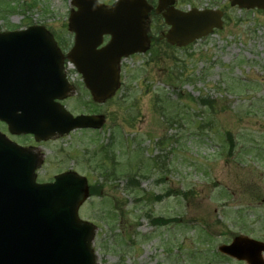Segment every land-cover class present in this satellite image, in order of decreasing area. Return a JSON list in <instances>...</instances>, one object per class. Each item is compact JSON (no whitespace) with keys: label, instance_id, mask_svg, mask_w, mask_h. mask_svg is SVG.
<instances>
[{"label":"rangeland","instance_id":"rangeland-1","mask_svg":"<svg viewBox=\"0 0 264 264\" xmlns=\"http://www.w3.org/2000/svg\"><path fill=\"white\" fill-rule=\"evenodd\" d=\"M181 4L218 7L224 28L185 49L159 46L156 63L154 54L125 60L121 91L102 107L78 82L65 105L103 113L106 126L34 145L39 182L75 171L92 186L80 212L96 227L98 264H246L219 248L237 236L264 240V12ZM72 9L71 0H1L0 31L43 25L69 49ZM152 24L165 28L155 16Z\"/></svg>","mask_w":264,"mask_h":264},{"label":"water","instance_id":"water-1","mask_svg":"<svg viewBox=\"0 0 264 264\" xmlns=\"http://www.w3.org/2000/svg\"><path fill=\"white\" fill-rule=\"evenodd\" d=\"M159 1L158 12L174 3ZM231 2L241 9H264V0ZM72 3L78 11H72L69 28L76 39L68 57L94 99L106 101L118 89L121 59L148 50L145 25L152 8L145 0H120L111 9L97 0ZM164 17L172 26L165 37L179 47L222 27V13L216 11L182 13L171 8ZM105 35L112 40L99 49ZM41 49L50 50V56ZM62 68L53 37L43 28L0 36V119L12 132L33 133L40 140L102 126V117L74 118L54 103L70 91ZM37 164L35 155L0 135V264H95L93 228L77 216L88 196L87 180L69 173L54 184L38 185ZM222 251L249 264H264L263 247L244 238Z\"/></svg>","mask_w":264,"mask_h":264},{"label":"flooded vegetation","instance_id":"flooded-vegetation-1","mask_svg":"<svg viewBox=\"0 0 264 264\" xmlns=\"http://www.w3.org/2000/svg\"><path fill=\"white\" fill-rule=\"evenodd\" d=\"M177 7L180 8V9H182V10H184V7H182V4L180 3V0H179V1L177 0ZM157 39L161 40L160 37H159V38L156 37V38L153 39L152 44L157 43V42H158ZM1 130H2V132L7 133L6 128H1ZM7 134H8V133H7ZM10 138H11L12 140L16 141L18 144H20V145H22V146H25V147H32V145H33V140H32L31 137H24V136H20V137H18V136H10Z\"/></svg>","mask_w":264,"mask_h":264}]
</instances>
